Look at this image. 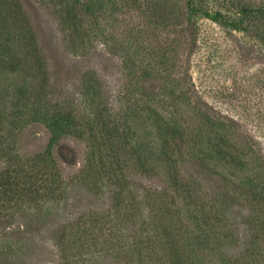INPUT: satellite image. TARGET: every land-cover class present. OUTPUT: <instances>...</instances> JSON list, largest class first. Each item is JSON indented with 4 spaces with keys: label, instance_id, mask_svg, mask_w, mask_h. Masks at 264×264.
Segmentation results:
<instances>
[{
    "label": "trees",
    "instance_id": "1",
    "mask_svg": "<svg viewBox=\"0 0 264 264\" xmlns=\"http://www.w3.org/2000/svg\"><path fill=\"white\" fill-rule=\"evenodd\" d=\"M14 1L11 6L0 0V49L10 53L14 62L9 68L17 70L12 53L15 40L7 24L13 10L26 31L28 52L22 57V68L31 65L39 82L33 91L22 85L13 103L0 96V241L2 231L15 226L20 217L11 209L33 204L45 208L60 204L62 196L66 200L56 152L62 141L85 129L100 160L86 171L90 178L83 184L88 188L98 179L112 186V222L120 223L117 234L106 233L103 227L80 233L68 226L55 228L52 238L63 264H264V135L248 132L243 121L196 100L198 92L192 85L174 82L164 69L133 71L134 81L115 97V107H110L106 88L91 73L86 74L90 112L54 104L49 99L56 82L53 58L30 12L21 0ZM95 9L86 2L70 6L61 1L60 24L63 32H70L71 46H84L89 38L86 17ZM146 9L157 14L152 5ZM195 18L234 31H256L264 26V9L235 1L231 9L215 11L209 0H187V34L197 32ZM3 66L7 68V63ZM130 95L138 99L126 100ZM20 103L21 115L14 112ZM8 108L13 112L7 114ZM131 117L139 125L149 123L147 141L138 135L144 128H133ZM41 126L49 144L22 168L16 149L20 137L30 141ZM132 135L139 142L136 157L129 150ZM129 153L133 158H127ZM130 160L137 172L152 178L147 192L139 184L134 190ZM50 166L54 173H48ZM162 172L167 182H162ZM90 218L91 226L99 224L94 216ZM114 239L116 243H111ZM16 255L13 243H0V264H17Z\"/></svg>",
    "mask_w": 264,
    "mask_h": 264
},
{
    "label": "rangeland",
    "instance_id": "2",
    "mask_svg": "<svg viewBox=\"0 0 264 264\" xmlns=\"http://www.w3.org/2000/svg\"><path fill=\"white\" fill-rule=\"evenodd\" d=\"M61 1L21 0L32 16L33 26L47 54L53 58L51 63L56 82L49 99L54 104L67 103L90 112V96L86 95L90 86L86 74L91 73L106 88L110 107H115V97L124 91L125 84L134 81L133 71L164 69L170 71L174 82L192 85V89L198 92L196 100L243 121L248 132L264 135V26L256 31H234L209 19L195 18L197 32L187 34V0H66L70 6L78 1L82 5L86 2L96 6L94 14L86 17L89 38L83 47H75L71 46L70 32L62 31L59 17ZM209 1L215 11H227L235 1L253 9H264V0ZM6 2L13 6L15 1ZM150 5L157 9V14L153 15L146 9ZM7 24L10 38L15 40L12 53L17 67L15 71L9 68L14 62L13 57L0 49V96L8 104L20 97L18 93L22 92V85H28L33 91L39 81L35 79L31 65L22 68V57L27 55L28 49L21 17L12 10ZM4 62L7 68L3 66ZM135 98L138 99L130 95L126 100L134 103ZM12 112L7 109V114ZM14 112L22 114L21 103ZM130 120L133 128H144L138 135L143 134L147 141L149 123L139 125L132 117ZM35 131L33 137L36 138L28 141L21 135L20 144L16 146L25 169L30 159L43 153L50 141L43 126ZM85 131L83 129L82 133L77 132L74 137L62 141L56 152L59 157L57 164L64 178L62 189H67L68 193L66 200L62 196L60 204H50L45 208L35 204L23 205L10 210H17L20 217L15 226L2 231L0 243H13L17 264H63L52 238L55 228L68 226L69 230L80 233L91 228L98 231L103 227L106 233L114 230L117 234L120 221L115 219L112 222L115 217L112 186L98 179L88 188L83 184L90 178L89 175L86 178V171L93 162L100 160V153L92 149ZM128 143L131 153L137 151L139 142L136 135H132ZM134 155L136 157V152ZM129 157L133 158L130 153ZM54 171L50 166L48 173ZM130 173L136 183L134 190L137 184L146 192L150 189L153 181L150 175H141L134 164H130ZM161 176L162 182H167L165 173L162 172ZM92 216L99 224L91 226L88 221ZM235 217L240 219L239 214ZM243 237L246 236L243 234ZM111 243H116V240H111Z\"/></svg>",
    "mask_w": 264,
    "mask_h": 264
}]
</instances>
